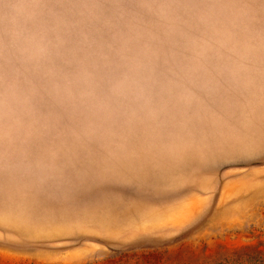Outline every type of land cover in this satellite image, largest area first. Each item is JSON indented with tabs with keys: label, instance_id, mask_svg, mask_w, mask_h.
<instances>
[{
	"label": "rangeland",
	"instance_id": "374dc122",
	"mask_svg": "<svg viewBox=\"0 0 264 264\" xmlns=\"http://www.w3.org/2000/svg\"><path fill=\"white\" fill-rule=\"evenodd\" d=\"M0 264H264V0H0Z\"/></svg>",
	"mask_w": 264,
	"mask_h": 264
}]
</instances>
